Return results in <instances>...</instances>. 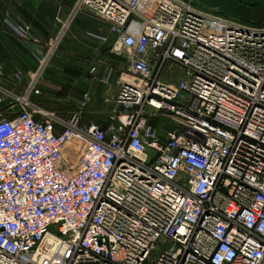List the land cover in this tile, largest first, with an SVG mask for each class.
<instances>
[{
	"label": "built area",
	"instance_id": "built-area-1",
	"mask_svg": "<svg viewBox=\"0 0 264 264\" xmlns=\"http://www.w3.org/2000/svg\"><path fill=\"white\" fill-rule=\"evenodd\" d=\"M197 4L76 0L47 43L3 18L37 67L13 75L24 92L0 82V264H264V25ZM81 13L136 79L105 126L89 93L69 113L39 99Z\"/></svg>",
	"mask_w": 264,
	"mask_h": 264
},
{
	"label": "crops",
	"instance_id": "crops-1",
	"mask_svg": "<svg viewBox=\"0 0 264 264\" xmlns=\"http://www.w3.org/2000/svg\"><path fill=\"white\" fill-rule=\"evenodd\" d=\"M75 1L0 0L1 83L9 85L16 92H24L29 77L21 85L13 80V75L18 70H23L29 76L37 67L30 53L34 43L15 37L2 23L3 18L29 26L40 42L47 43L61 30V24L55 23L58 9H63L61 18L65 20ZM108 28V22L88 13L76 16L45 79L39 85L43 93L39 99L47 108L49 105L59 104V111L69 113L74 109L77 100L83 94L89 93L91 100L85 120L107 125L110 110L107 100L118 93V77L136 81L126 70L125 57L111 51L115 36L108 43L95 38L98 33H107ZM151 122L163 135L171 127L162 118Z\"/></svg>",
	"mask_w": 264,
	"mask_h": 264
},
{
	"label": "water",
	"instance_id": "water-1",
	"mask_svg": "<svg viewBox=\"0 0 264 264\" xmlns=\"http://www.w3.org/2000/svg\"><path fill=\"white\" fill-rule=\"evenodd\" d=\"M206 8L224 16L246 23L253 22L252 9L256 6L264 10V0H195Z\"/></svg>",
	"mask_w": 264,
	"mask_h": 264
},
{
	"label": "rangeland",
	"instance_id": "rangeland-1",
	"mask_svg": "<svg viewBox=\"0 0 264 264\" xmlns=\"http://www.w3.org/2000/svg\"><path fill=\"white\" fill-rule=\"evenodd\" d=\"M197 6L204 8L203 5H198L197 4ZM60 48H61V46H60ZM60 48H59V50H60ZM164 76H165V78H173L172 79V82L173 81L176 82V81H178L179 76H180V69L179 68H175L174 69V68H172L170 66H167L166 67V72H165V75ZM59 106H60L59 104H54V105H49L48 107L55 111V110H59L60 109Z\"/></svg>",
	"mask_w": 264,
	"mask_h": 264
},
{
	"label": "trees",
	"instance_id": "trees-1",
	"mask_svg": "<svg viewBox=\"0 0 264 264\" xmlns=\"http://www.w3.org/2000/svg\"><path fill=\"white\" fill-rule=\"evenodd\" d=\"M253 11V24L264 25V10L261 7H254Z\"/></svg>",
	"mask_w": 264,
	"mask_h": 264
}]
</instances>
